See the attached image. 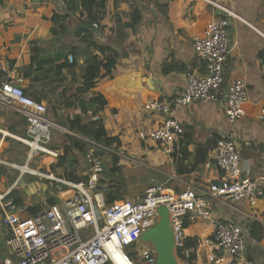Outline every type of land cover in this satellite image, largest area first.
I'll list each match as a JSON object with an SVG mask.
<instances>
[{"label":"crops","instance_id":"crops-1","mask_svg":"<svg viewBox=\"0 0 264 264\" xmlns=\"http://www.w3.org/2000/svg\"><path fill=\"white\" fill-rule=\"evenodd\" d=\"M223 2L236 15L229 18L230 44L224 77L226 81L234 78L246 81L248 101L244 106L245 115L229 123L217 103L194 102L182 107L175 118L183 128V134L171 154L165 152L162 144L139 138L140 131L155 128L163 118L160 114L147 112L144 104L150 100H171L184 89L189 71L203 70L192 47L194 37L202 34L207 22L222 16L219 9L203 1L173 0L169 5L168 0H105L103 7L95 5L91 9L89 0H0V71L4 74L0 81H4L6 75L22 77L24 91L32 98L48 103L54 95L63 91L72 95L82 85V55L74 51V57L67 58L72 66L62 70L60 79L51 76L55 68L51 62L57 56H67L69 48L82 49L91 40L119 55L111 72L105 75L102 69L94 87L83 95L85 105L92 96L101 94L106 98V104L94 114H98L107 135L117 138L122 155L116 165H113L112 157L103 155L104 171L98 185L104 194L107 191L119 196V201L139 199L151 184H164L175 192L184 189L200 192L209 183L216 182L220 170L214 163L205 165L212 157V149L207 152L203 164L191 166L198 146L222 136L235 139L243 172L257 176L264 173V123L258 117L259 108L264 106V0ZM134 10L140 14V20L132 29L129 22ZM54 14H68V17L63 29L53 34L50 30L54 25ZM91 14L99 18L98 23L92 20ZM91 51L99 54L96 49ZM33 56L43 63L35 73L39 78L35 82L32 80L33 71L28 68ZM100 58L105 60L101 54ZM45 76L49 79L44 80ZM0 129L6 132L5 137L0 134V159L14 165L24 164L26 152H18L15 146L9 148L6 140L7 137L18 140L26 136L24 118L0 109ZM43 157L35 158L29 166L33 165L38 171L44 168L51 173V162L40 165ZM3 166L5 175L0 169V194L7 197L13 192L10 198L14 199L16 193L30 208L41 209L48 205L42 206L41 202L48 186L55 182L49 179H46L48 185L36 179L31 182V178L38 175H20L16 168ZM76 166L77 173L85 170L84 174H87L85 163ZM51 192L48 199L56 200L52 186ZM66 192L68 194V188L61 198ZM56 195L60 197V194ZM210 204L215 219L229 220L243 228L246 247L241 258H224L214 263L208 261V255L219 253L201 240L196 248L199 258L195 264H264V197L259 199L255 208L256 222L261 230H254V237L249 234L250 208L244 201L210 200ZM186 229L188 236L208 238L212 236V221L188 224ZM257 235L259 239H256ZM139 245L154 250L141 238ZM183 263V260H177V264Z\"/></svg>","mask_w":264,"mask_h":264},{"label":"built area","instance_id":"built-area-1","mask_svg":"<svg viewBox=\"0 0 264 264\" xmlns=\"http://www.w3.org/2000/svg\"><path fill=\"white\" fill-rule=\"evenodd\" d=\"M199 1L222 13L207 22L201 35L194 37L192 47L203 70L189 71L184 89L171 100L147 101L144 109L163 118L155 128L138 133L142 140L162 144L168 154L175 151L183 134L175 118L182 107L194 102L217 103L227 121L233 123L245 115L244 106L248 101L246 81L243 78L226 81L224 77L230 44L229 18L236 15L223 0ZM68 58L71 60V55ZM23 83L22 77L6 75L0 83V109L19 114L26 122L27 134L18 138L27 147L26 162L14 165L0 159V166L6 163L20 175L33 173L45 177L63 185L66 191L68 188V194L34 213L29 212L28 203H17L0 194V230L6 245V249L0 250V264H156L154 250L147 245L141 247L139 241L141 235L157 223L160 206L168 210L174 251H181L184 262L191 252L184 247L188 236L185 224L202 220L212 221V236L197 238V247L203 241L219 253L208 255L209 262L241 258L246 247L243 228L229 220L215 219L210 200L244 201L250 208L247 225L256 222L255 208L264 197V173L251 176L243 172L234 138L222 136L217 140L212 157L205 165L214 163L221 174L216 182L209 183L200 192L192 189L175 192L164 184H151L135 201L106 203L104 191L98 185L104 171L102 157L121 156L118 145L97 142L56 123L49 118L43 102L25 93ZM84 116L88 120H99L98 114L91 111ZM258 117L264 123V106L259 108ZM53 130L70 134L88 146L86 182L58 179L51 173L44 175L29 167L37 157L56 155L48 147ZM0 134L6 135L1 129Z\"/></svg>","mask_w":264,"mask_h":264},{"label":"trees","instance_id":"trees-1","mask_svg":"<svg viewBox=\"0 0 264 264\" xmlns=\"http://www.w3.org/2000/svg\"><path fill=\"white\" fill-rule=\"evenodd\" d=\"M104 3H105V0H89L88 7L91 8L95 5H97L98 7H103ZM168 3L169 5L172 4L173 0H168ZM91 15L93 16L92 20L98 23L99 18H97L95 14H91ZM67 17H68V14H65V15L54 14L52 17V21L54 25L50 31L53 34L61 31L63 29V23L65 22ZM139 20H140V14L136 10L132 11L129 26L132 29H134L135 25L139 22ZM78 26H79L78 28H80L81 24H79ZM92 49H96L97 51H99V54L98 55L94 54V52L91 51ZM68 51L70 54H67V56L59 55L55 58L53 62H51V65L55 64L54 73L51 76H55L56 79H60L62 77V70L72 66V64H68L67 58H68V55H72L71 57L73 58L75 55L74 51H77L84 58V67L81 72L82 85L75 90L74 94L71 95L67 93V97H64V98L63 96L66 94L65 91L59 94L60 99L56 104L58 106L63 107L62 111L65 114V120L62 123V125L66 126L67 129L71 131H75L84 136H88L97 142H101L107 145L116 143L118 145V140L116 137H110L107 135V132L100 119L99 120H88L84 116L87 113V111H91L92 113H95V111L101 110L102 107L106 104L105 96H102L101 94L92 96L86 102L87 104L85 105L83 102V95L94 87L96 79L102 75V69L104 70L105 75L111 72V70L114 68V65L117 62L119 55L114 50L110 49L109 47H105L104 45H98L94 40L89 41L82 49L75 50V48H69ZM100 54L104 56L105 60L100 58ZM46 64L50 65V62H46ZM42 65L43 63L40 62L37 56L31 57V62L28 68L30 72L33 71V75H34L32 79L33 82L39 79L37 76L38 74L36 75L35 73L38 71V69H40L39 67H42ZM3 75L4 74L1 73L0 71V80H1V77H3ZM47 79H49V76L44 77V80H47ZM35 100L40 101V99L38 98H36ZM92 108L94 109L92 110ZM78 110L80 111L77 112ZM55 132H57V130H53L52 138ZM62 135L64 136L63 138L67 140V143L63 147L64 155L59 157L60 165L64 163V161L66 160V157L67 159L71 157L74 159L75 153L86 154L88 150V146L83 141L67 133H63ZM216 143H217V140L214 139L205 145L198 146L195 149V153L193 156V163H192L191 168H194L200 164H203L206 161L207 152L210 149H213L216 146ZM117 162H118V157L112 156L113 165H116ZM179 172H182V171H179ZM61 177L69 181H72V182H79V181L86 182L88 180V176H79L75 174L73 168L71 170H67L66 173H64L63 176ZM13 194L14 193L11 192L9 196L7 197L10 198ZM104 197H105L106 203H112V202L120 200L119 196L112 194L111 192H107V191L104 194ZM14 200L17 203L21 202V200L18 197L14 198ZM55 202L56 201H54L53 199H50V204L55 203ZM38 210H39L38 207L30 208L29 212L34 213ZM185 226L187 227L188 224H185ZM257 228L261 230V226L259 223L257 222L251 223V226L249 228V234H251L252 237H254L253 236L254 230H256ZM260 233L261 232H259V235ZM259 235H257V237ZM259 238L260 236L256 239H259ZM184 247L185 249H191V252L189 253L188 258L185 260L186 264H195V262L199 258L198 253L196 252L197 238H195V236L193 235L187 236L185 239ZM180 252L181 251H176L175 256L177 259L184 260V256L181 255Z\"/></svg>","mask_w":264,"mask_h":264},{"label":"rangeland","instance_id":"rangeland-1","mask_svg":"<svg viewBox=\"0 0 264 264\" xmlns=\"http://www.w3.org/2000/svg\"><path fill=\"white\" fill-rule=\"evenodd\" d=\"M64 97H67V92L63 96V98ZM59 99H60L59 98V94H58V96L54 95V99H49L48 100V103H44V104L47 107V113H48L49 118H51L53 121L57 122L58 124L62 125V123L65 120V114L62 111V108L63 107L62 106H58L56 104L59 101ZM4 133H6V132H4ZM62 134L63 133L60 132V131H57V132H55L53 134V138L49 142L48 147L56 155L54 157L53 156H49V155L44 156L41 159V161H40L41 162L40 165L43 166L44 164H49L51 162L50 163V166H49L50 167V172L54 175V177H56L58 179H63V177H61V176H63V174L66 173L67 170H71L72 168H73L75 174H77L79 176H87L86 173L84 174L85 170H83V169H82L83 170L82 171L83 173L82 172H80V173H77L76 172V168H77L76 165H79L81 163L82 164L85 163V165H86V157H85V154L75 153L74 159L72 157L67 159V157H66V160L64 161V163L62 165H60L59 157H61V156L64 155V153H63V147L67 143V140H65L63 138L64 136ZM6 140H8L7 143L10 144L9 145V148H11V146H15L17 148V151L18 152H21V153L24 152L25 153L27 151L26 145L23 144L22 142H20L19 140H12V139H9V137H7ZM3 167H5V166L2 165V167L0 169L2 170V173H4V175H5V172H4V168ZM29 167H31L32 169H36L37 170V168L34 167L33 165H30ZM87 170H88V168H87ZM11 171H12V174H10V175H11V179H12L13 170H11ZM39 172L41 174H44V175L50 174L44 168H42L41 170H39ZM17 174H18V172H17ZM0 175H1V173H0ZM25 178L28 179L27 175H25ZM33 180H35V181H37V180L38 181H42L43 183H46L48 185V182H47L46 178H40L38 176H33L30 181L33 182ZM51 186L53 187V193L55 192L54 196H56V198H57L56 200H54V198H49L48 199L49 195L50 194L52 195ZM51 186H48V189L45 191V192H47V194H46V196L44 195L45 199L43 200V202H41V205L42 206H44L46 204H50V199H53L54 201L57 202L58 200H60V198L62 197V193L65 191L63 185H61V184L55 183V184H53ZM56 194H60V197H58ZM14 196L17 197V194L15 193ZM29 207H30V205H29ZM136 252H138V249L136 250ZM174 254H176V251H174ZM4 255H6V254H4ZM1 258H3V253H1ZM179 260L182 261L183 259H179ZM136 264H138V263H136ZM185 264H186V262H185Z\"/></svg>","mask_w":264,"mask_h":264},{"label":"water","instance_id":"water-1","mask_svg":"<svg viewBox=\"0 0 264 264\" xmlns=\"http://www.w3.org/2000/svg\"><path fill=\"white\" fill-rule=\"evenodd\" d=\"M158 212V222L152 228L144 232L141 235V239L153 246L156 252V264H177L168 210L165 206H160ZM4 249H6L5 240L0 230V250Z\"/></svg>","mask_w":264,"mask_h":264}]
</instances>
